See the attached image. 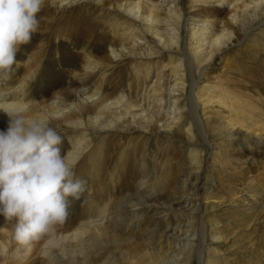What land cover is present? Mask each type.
<instances>
[{
    "label": "rangeland",
    "instance_id": "obj_1",
    "mask_svg": "<svg viewBox=\"0 0 264 264\" xmlns=\"http://www.w3.org/2000/svg\"><path fill=\"white\" fill-rule=\"evenodd\" d=\"M229 1L239 3L241 18L238 21L232 19L237 13L236 7L212 0H90L65 6H60L61 0H45L38 13L39 30L30 43L20 46L17 63L7 78L0 77V95L5 96L0 104L26 108L25 115L29 118H47L50 126L63 137L60 147L68 158L80 146L90 145L76 160L74 169L76 178L86 182L85 191L79 199L71 200L68 218L63 225L57 226L58 233H72L82 223L98 219L96 213L101 212L98 206L102 205L109 207L106 220L112 230L106 237L87 234L82 247L77 242L62 246L63 241H55L53 248H57L52 250L50 263L43 254V245L49 238L41 243L34 242L30 249L23 248L14 240L16 218L7 220L0 213V263L136 264L141 252L161 254L168 251L166 238L157 231L165 222L190 228V225H198L199 217L194 215L198 211L205 235L204 249L200 258L195 256L191 264H199L200 259L202 264H213L216 250L220 251L219 257L224 264H264V0ZM152 2H158L161 7L168 2L176 5V9L169 12L165 6L159 7L157 13L162 18L167 19V15L173 16L175 12L180 15L179 7L185 11L181 21L173 16L174 26L170 28L177 29L179 49L189 58L190 42L196 47L197 33L205 28L216 33L226 30L234 40L232 46L201 69L203 77L200 80L196 81L194 67L189 69L183 102L189 100L194 80L198 92L203 95L209 86H216L222 93L233 94L247 114L248 108L257 109L252 118L258 124L245 121L242 124H248L247 130L240 129L242 126L237 122L242 121V117L214 105L210 112L211 109L203 111V106L198 108L203 131L212 140L211 145L203 141V131L197 126L191 130L193 142L185 132L171 138L153 123L147 124L148 133L140 134L136 130L141 126L140 120L128 118L129 114L119 125L130 124L129 132L94 130L113 121L111 116L118 113L126 100L141 103L138 86H146L150 81L145 78L139 82L138 72L150 73V78L155 79L158 68L166 65L164 82L156 88L162 95L169 94L172 70L180 63L181 54L154 48L156 43H152L150 37L147 41L138 39L141 44L135 50L130 48L132 37L128 28L133 21L122 9L125 5L140 3V12L148 14ZM118 4L123 7H117ZM139 20L135 22L138 37L143 29ZM195 29L200 31L192 34ZM132 51H136L135 54ZM151 51L161 52L148 56ZM115 53L122 55L116 57ZM85 92L116 106L105 112L101 123L93 118L100 112L97 100H80ZM164 106L161 109L163 117L170 111L169 103ZM4 108L14 111L8 106ZM10 119L9 114L0 109V131L7 130ZM220 121L236 124L233 139L218 137ZM143 164L149 175L147 185L160 184L157 193L167 198L166 201L199 199V207L183 203L184 209L183 204L177 205L178 208L182 206L181 213V210L171 211L170 208L161 212L152 206L154 209L148 212L149 204L144 203L143 197L146 189H139ZM186 180L190 184H185ZM126 200L143 201L145 212L138 219L126 207L117 222L112 219L115 215L112 212ZM165 200L156 203L162 204ZM185 244L179 242L177 247L185 248ZM4 246H7L5 253L2 252ZM187 253L195 251L192 248Z\"/></svg>",
    "mask_w": 264,
    "mask_h": 264
},
{
    "label": "bare ground",
    "instance_id": "obj_2",
    "mask_svg": "<svg viewBox=\"0 0 264 264\" xmlns=\"http://www.w3.org/2000/svg\"><path fill=\"white\" fill-rule=\"evenodd\" d=\"M90 0H61L60 6H65L71 3H78V2H89ZM173 1V0H172ZM201 1V0H200ZM205 0H202L204 2ZM212 1H218L221 5H230L233 7L237 8V13L233 14V20L238 21L241 18V15L239 10L241 8L239 7L238 2L234 1H229V0H212ZM174 2H168L167 4L162 5L163 7L165 6L166 11L174 10L176 9V5L172 4ZM117 7L122 8L123 4L120 5L118 4ZM159 7L161 5L158 4V2H152L149 6L150 11L148 14H142L140 11L141 6L140 3H137L134 6H129L125 5L123 9V14L126 15V17L129 18V20L133 21L131 26H129L128 30L131 32L130 37L131 38V47L133 50H135L136 47L139 46L138 39H145L146 41L150 37L154 42V48L161 50V51H169L174 54H181L182 59L180 63L176 64L174 69L172 70V75H171V83L170 85V90L168 95H162L159 92V89L157 90L156 87H160L161 84L164 82V71L165 68L167 67L166 65H162L158 68V73L156 74L155 79L150 78L151 74L146 73V74H141V72L137 73V76L139 78L138 81L141 82L142 79L150 81L149 84L146 86H138V91L140 95V104H136L133 101H125L121 108L118 110V113H114L112 117L113 121L110 120V122L106 123L100 128L94 129V130H116L118 132H129L132 128H130V124L128 125H123L119 126L120 123H124L126 121V117L131 118L132 120H140L141 126H137V131L140 132V134H146L148 133L149 128L147 127V124H158L160 126V130L163 133H167L171 138H177L180 135V132H185L186 135L188 136V139L190 142H193V133L191 130L195 128L196 126L199 127L200 131H203V127L201 125V119H200V112L198 111L199 106H203L202 109L203 111L205 109H211L209 110L212 111L211 107L215 106H223L224 110L229 111L232 113V115L237 116V117H242V121H238L237 123L240 124L242 127L240 129H246L247 130V125L248 124H242L243 122L247 121L246 123L249 124H258L254 117V114L256 113L257 109H250L248 108V114L244 111L242 103H240L238 100L235 99V96L233 94L229 93H222L220 88H217L216 86H209L205 92V95L202 93L198 92L195 82L200 80L203 77V73L201 72V69L208 66L210 64V61L213 60V58L216 57L221 51L229 48L230 46L233 45L234 40L232 39V34L227 33V32H222V33H216L215 31L207 30L208 28H205V30L200 31L197 33L196 39H199L197 42L198 44L196 47L193 44V42H190V45L188 46L189 51H190V58L187 56V53L185 51H181L179 49V44H180V38L179 33L177 29L175 28H170L171 26H174L173 23V16L177 17L179 21H181L184 17V10L182 8H178L177 11H181L180 15L175 14L173 16L167 15L166 18H162L157 12L159 10ZM161 7V8H163ZM231 8V7H230ZM247 9V7H245ZM174 12V11H173ZM236 12V11H235ZM264 12V8H263ZM138 18L139 24L142 25L143 29L142 33H140L139 37L138 35H135V32L138 30L136 29L135 22H137ZM264 19V18H263ZM180 23V22H179ZM178 23V24H179ZM152 28H150V27ZM149 27V30H148ZM164 29H161L163 28ZM151 29V30H150ZM198 30H194L192 34L198 32ZM148 31V32H147ZM150 33V34H149ZM149 34L150 36H147ZM135 35V36H134ZM134 36V37H133ZM159 43V44H158ZM193 46V47H192ZM160 51V52H161ZM136 51H132V54H135ZM156 51H151L148 56H154L155 53H160ZM148 53V52H147ZM116 57L118 54L115 53ZM142 55V54H141ZM145 55V54H144ZM143 55V56H144ZM180 56V57H181ZM203 66V67H202ZM191 67H194L195 72L197 74L196 81L194 80V83L192 85V88L190 89V94L188 96L189 100L187 103H184V99H182V96L184 95L183 92L185 90V76L188 75L189 69ZM192 71V70H191ZM202 75V76H201ZM140 85V84H139ZM143 85H145L143 83ZM158 87V88H159ZM196 88V89H195ZM162 90V89H161ZM80 95V94H79ZM82 99L83 101H95L97 100V106L99 108V113L93 117L95 119V122H100L101 118L103 115H105L106 111H109L110 108H115L116 106L113 105V103H106L104 100H100V97H97L96 94H87V92L82 94ZM5 96L0 95V100L4 99ZM121 98H125V96L121 95ZM99 100V101H98ZM120 100V99H119ZM119 103V102H118ZM169 103V112L165 114L163 117L162 114V107L164 104ZM238 104V105H237ZM0 105L3 106H8L9 108H12V110H16V105L15 104H8V103H1ZM21 105V104H20ZM113 105V106H111ZM166 106V105H165ZM164 106V107H165ZM21 107V106H20ZM167 107V106H166ZM60 111V110H59ZM58 111V112H59ZM252 112V113H251ZM164 113V112H163ZM206 113V112H205ZM162 114V117H161ZM243 114V115H241ZM108 115V114H107ZM229 114L228 116H230ZM207 116L206 118H208ZM218 118H222L221 116H218ZM231 120V119H230ZM231 122V121H230ZM230 122H223L220 121V129L217 133L219 138H225L226 140H231L233 139L235 133L234 127H236V124L230 123ZM101 123V122H100ZM129 123V122H128ZM188 125L187 129L184 131L183 127ZM238 128V127H237ZM88 131L90 129H87ZM244 131V130H243ZM202 133V139L203 141L207 142V144L211 145L212 140H209L208 134L206 132H201ZM246 133V132H245ZM248 134H251L250 132H247ZM216 135V136H217ZM246 135V134H245ZM254 135V134H251ZM258 141V140H256ZM259 142V141H258ZM90 148V145H85V146H80L78 150L75 152H72L69 155L68 160L69 161H76L79 159L85 151H87ZM205 158V157H204ZM139 160V159H138ZM194 160V157H193ZM148 171V170H147ZM146 171V165L143 164L141 166V179L139 182V189L142 190L143 188L146 189V195L143 196L145 197V202H147L149 205H147L149 208L146 210L152 211L151 209H154V207H157V210H161L165 208H170L171 211L173 210H181L182 213V206H184L183 203H186V205L189 203L191 206H196L199 207L200 205V200H194L193 198H189V200L184 199V201L176 199V200H171V202L166 201L164 196H160L158 194L159 190V185L160 184H152L148 183L147 174L148 172ZM199 180V177L196 178V183L194 186L197 188L198 183L197 181ZM185 181V180H184ZM185 184H190L189 181L186 180ZM186 185V186H187ZM144 189V190H145ZM194 189V188H193ZM140 190H138L140 192ZM157 190V191H155ZM138 192V193H139ZM158 192V193H157ZM137 193V192H136ZM141 195V192L139 193ZM131 195V194H130ZM163 195V194H162ZM129 196V195H128ZM131 197V196H129ZM127 197V198H129ZM182 199V197H180ZM131 199V198H130ZM144 198H142L143 200ZM135 200V199H134ZM157 200H165L162 202V204L156 203ZM138 201V200H137ZM119 204V203H118ZM183 204L181 207H177V205ZM189 204L187 205L189 207ZM145 206V205H144ZM154 206V207H152ZM129 207L131 209V212L134 213V217L140 218L142 217L143 212H145L143 207V201L139 202H129L127 201H122L112 212L115 214L113 218H115L117 222L120 221V214L122 213L123 209ZM101 212L96 213L98 214L99 218L96 220H91L89 222H84L81 224L80 228L71 232H67L66 234L63 233H58V227L55 230V236L49 243V240H46L47 237L42 239L41 241H38L39 243L44 242L45 243L43 246H45V250L43 254L47 256V259H49L50 263L52 262V250L56 249L53 248V245H55V241H58L59 239L63 241V245L65 246L66 243L73 245L75 242H77L81 247L84 245V239L87 234H94L96 236H107L109 232H111L112 227L107 224V218L109 219L107 209L109 208L108 206L102 205L98 206ZM185 209V206L183 207ZM148 211V212H149ZM185 211V210H184ZM193 215V214H192ZM196 217H199L197 219L196 226H191L190 228H181L177 227L175 224L172 225L171 222H165L163 227L158 228L160 233L166 238V242L168 243V251L161 252V254L155 252H141L140 256L137 257L136 259V264H191L192 260L194 259L195 256L199 257L201 256L203 252V244L205 241V235L203 232L202 228V221H201V215L197 211L194 213ZM133 218V217H132ZM113 221V220H112ZM115 223V222H113ZM112 223V224H113ZM117 225V224H116ZM133 225V224H132ZM111 227V228H110ZM189 227V226H188ZM10 232V231H9ZM8 232V233H9ZM156 232V231H155ZM65 233V232H64ZM10 236V235H9ZM160 237V236H159ZM10 238V237H9ZM8 238V239H9ZM12 238V237H11ZM162 238V237H161ZM158 240V239H157ZM12 241V240H10ZM163 242V241H162ZM179 242H184L185 248H179L177 247ZM13 243V242H12ZM47 245V246H46ZM52 245V246H51ZM188 245V246H186ZM3 246V245H2ZM61 246V247H62ZM5 248L7 246H4V249L2 250L3 253L6 252ZM156 248V246H155ZM194 249L195 253L192 255L190 253H187V251H190L191 249ZM1 249V246H0ZM49 249V250H48ZM79 249V248H78ZM80 250V249H79ZM77 250V251H79ZM1 252V251H0ZM76 252V251H74ZM82 252V251H81ZM18 254V253H17ZM139 254V252H138ZM83 255V252L81 256ZM221 253L219 250L215 251L214 255V260L212 261L213 264H224L222 260H220ZM9 257L11 255H8ZM136 256V254H135ZM84 257V256H83ZM88 257V256H87ZM92 256H90L91 258ZM202 258V257H201ZM52 259V260H51ZM87 260V259H86ZM92 260V259H91ZM199 260V259H198ZM74 261V260H73ZM109 262V261H108ZM199 262V261H198ZM4 264V263H0ZM56 264V263H55ZM111 264H114L111 262ZM199 264H202V261L200 259Z\"/></svg>",
    "mask_w": 264,
    "mask_h": 264
},
{
    "label": "clouds",
    "instance_id": "obj_3",
    "mask_svg": "<svg viewBox=\"0 0 264 264\" xmlns=\"http://www.w3.org/2000/svg\"><path fill=\"white\" fill-rule=\"evenodd\" d=\"M44 5L45 0H0V77L7 78L20 46L39 30ZM0 109L11 117L0 131V213L16 218L14 240L30 249L45 237L51 242L86 182L76 178L77 162L62 154L63 137L47 118H29L26 108Z\"/></svg>",
    "mask_w": 264,
    "mask_h": 264
}]
</instances>
